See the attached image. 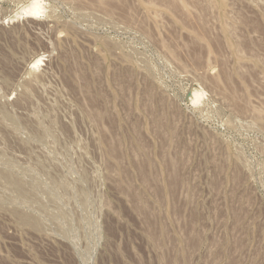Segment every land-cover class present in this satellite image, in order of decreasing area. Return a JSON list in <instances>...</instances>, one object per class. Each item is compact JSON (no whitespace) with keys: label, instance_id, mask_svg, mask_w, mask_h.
Masks as SVG:
<instances>
[{"label":"rangeland","instance_id":"1","mask_svg":"<svg viewBox=\"0 0 264 264\" xmlns=\"http://www.w3.org/2000/svg\"><path fill=\"white\" fill-rule=\"evenodd\" d=\"M180 1L0 0V264H264V0Z\"/></svg>","mask_w":264,"mask_h":264},{"label":"bare ground","instance_id":"2","mask_svg":"<svg viewBox=\"0 0 264 264\" xmlns=\"http://www.w3.org/2000/svg\"><path fill=\"white\" fill-rule=\"evenodd\" d=\"M166 1L169 2V1H172V0H169V1L166 0ZM179 1H180V0H179ZM181 1H182V0H181ZM181 1H180V2H181ZM186 1H187V0H186ZM223 1H224V0H223ZM150 2H151V1H150ZM177 2H178V1H177ZM224 2H225V1H224ZM170 3H171V2H170ZM186 3H187V2H186ZM149 4H150V3H149ZM167 4H168V3H167ZM176 4H177V3H176ZM178 4H179V3H178ZM181 4H184V3L182 2ZM208 4H209V3H208ZM172 5H173V2H172V4H171L170 6H172ZM184 5H185V4H184ZM168 6H169V5H168ZM178 6H179V5H178ZM180 7H181V5H180ZM205 7H206V6H205ZM183 8H185V6H183ZM206 8H207V7H206ZM228 9H229V8H228ZM180 10H181V9H180ZM187 10H188V9H187ZM190 10H191V9H190ZM226 11H227V10H226ZM187 13H188V12H187ZM223 13H224V12H223ZM226 13H227V12H226ZM155 14H156V13H155ZM190 14H191V13H190ZM153 15H154V14H153ZM230 15H231V14H230ZM154 16H155V15H154ZM217 16H219V14H218ZM151 17H152V16H151ZM154 20H155V19H154ZM155 21H156V20H155ZM224 21H225V20H224ZM227 21H228V20H227ZM230 22H231V21H230ZM224 25H225V24H224ZM226 25H227V24H226ZM228 26H229V25H228ZM230 26H231V25H230ZM227 28H228V27H227ZM231 28H232V26H231ZM231 28H230V29H231ZM219 29H220V28H219ZM228 29H229V28H228ZM228 29H227V30H228ZM235 29H236V28H235ZM190 34H191V33H190ZM222 36H223V35H222ZM224 37H225V36H223V39H224ZM233 37H234V36H233ZM237 37H238V36H237ZM231 39H232V38H231ZM234 39H235V37H234ZM229 41H230V39H229ZM198 42H199V41H198ZM231 42H232V41H231ZM233 43H234V42H233ZM235 43H236V42H235ZM231 44H232V43H231ZM162 46H163V45H162ZM166 47H167V46H166ZM235 47H236V46H235ZM237 47H238V46H237ZM238 48H239V47H238ZM167 50H168V48H167ZM236 50H237V49H236ZM237 52H239V51L237 50ZM170 54H172V53H170ZM238 54H239V53H238ZM240 54H242V53L240 52ZM172 55H173V54H172ZM242 55H243V54H242ZM257 56H259V55H257ZM257 56H255V57H257ZM236 57H237V54H236ZM257 58H258V57H257ZM238 59H239V57H238ZM241 66H242V65H241ZM241 68H242V67H241ZM149 89H150V88H149ZM123 90H124V88L122 89V91H123ZM151 93H152V91H151ZM151 93H150V94H151ZM145 94H146V92H145ZM147 95H148V94H147ZM147 97H149V96H147ZM126 103H127V102H126ZM128 104H129V103H128ZM125 105H126V104H125ZM149 106H150V105H149ZM150 107H151V106H150ZM252 111H254V110H252ZM96 115H97V114H96ZM258 118H259V117H258ZM156 119H157V118H156ZM158 119H159V118H158ZM158 119H157V120H158ZM153 123H154V122H153ZM157 123H158V121H157ZM155 124H156V123H155ZM157 125H158V124H157ZM157 125H156V126H157ZM134 127H135V126H134ZM134 131H135V130H134ZM137 131H138V130H137ZM135 132H136V131H135ZM135 132H134V133H135ZM138 132H139V131H138ZM139 136H140V134H139ZM136 137H137V136H136ZM137 140H138V137H137ZM138 142H140V141L138 140ZM140 143H141V142H140ZM142 144H143V143H142ZM120 145H121V143H120ZM135 149H136V148H135ZM140 152H141V151H140ZM141 153H143V152H141ZM133 154H134V153H133ZM163 154H166V152L163 153ZM144 157H145V156H144ZM142 158H143V157H142ZM142 158H141V159H142ZM169 158H171V157H169ZM172 159H173V157H172ZM172 159H170V160L168 159L169 162H170ZM138 160H139V159H138ZM150 160H151V159H150ZM174 160H175V159H174ZM174 160H173V163H174ZM140 162H141V160H140ZM146 162H148L147 159H146ZM132 163H133V162H132ZM134 163H136V161H135ZM138 163H139V162H138ZM163 163H164V162H163ZM170 163H171V162H170ZM140 164H141V163H140ZM149 164H150V161H149ZM171 164H172V163H171ZM142 165H143V163H142ZM146 165H147V164H146ZM146 165H144V166H146ZM151 165H152V163H151ZM166 165H167V164H166ZM172 165H173V164H172ZM147 166H148V165H147ZM154 166H155V165H154ZM138 167L141 168V166H138ZM142 167H143V166H142ZM151 167H152V166H151ZM168 167H169V166H168ZM168 167H167V168H168ZM171 167H172V166H171ZM172 168H173V167H172ZM172 168H171L170 173H168L171 177H173L172 175H174V173H175V170H172ZM143 169H144V168H143ZM152 169H154V168H152ZM156 169H157V167H156ZM140 170L142 171L141 174H142V178H143L144 175H145L147 172L143 171L142 168H141ZM154 170H155V169H154ZM166 170H167V169H166ZM146 171H147V170H146ZM148 171H149V170H148ZM144 172H145V173H144ZM161 172H162V171H161ZM165 172H166V171H165ZM173 172H174V173H173ZM151 173H152V170H151ZM155 173H156V172H155ZM139 174H140V173H139ZM141 174H140V176H141ZM147 174H149V173H147ZM147 174H146V175H147ZM153 174H154V173H153ZM153 174H151V175H153ZM158 174H159V173H158ZM146 175H145V177L148 176V177H150V178H153V177H151V176H149V175H147V176H146ZM169 175H168V177H170ZM159 176H160V175H159ZM159 176H158V177H159ZM145 177H144V178H145ZM148 177H147V178H148ZM155 177H156V176H155ZM171 177H170V178H171ZM142 178H141V179H142ZM144 178H143V180H144ZM173 178H175V176H174ZM173 178H172V179H173ZM153 179H155V178H153ZM153 179H152V180H153ZM156 179H157V178H156ZM156 179H155V180H156ZM149 180H150V179H149ZM153 181H154V180H153ZM156 181H157V180H156ZM156 181H155V182H156ZM169 181H170V180H169ZM171 181H172V180H171ZM145 182H146V181H145ZM120 183H121V182H120ZM142 183H143V182H142ZM158 183H159V182H158ZM160 183H161V181H160ZM171 183H172V182H171ZM174 183H175V182H174ZM174 183H173V184H174ZM146 184H147V182H146ZM146 184H145V185H146ZM150 184H151V183H150ZM152 184H153V183H152ZM154 184H155V183H154ZM168 184H169V183H168ZM168 184H167V185H168ZM146 186H147V185H146ZM148 186H149V185H148ZM156 186H157V185H156ZM171 186H172V184H171V185L169 184L167 190H168L169 187H171ZM127 188H128V187H127ZM129 188H130V187H129ZM158 188H159V187H158ZM171 188H172V187H171ZM130 189H131V188H130ZM130 189H129L128 191H127V190H125V191H126V192H129ZM161 189H163V188L161 187ZM123 190H124V189H123ZM156 190H157V189H156ZM159 190H160V189H158V191H159ZM131 191H132V190H131ZM170 191H171V189H170ZM133 192H135V191H133ZM161 192L163 193V191H161ZM131 193H132V192H131ZM158 193H159V192H158ZM169 193H170V194H169ZM129 194H130V193H129ZM137 194H138V193H137ZM160 194H161V193H160ZM157 195H158V194H157ZM163 195H164V194H163ZM163 195H161V196H163ZM168 195L171 196V192H168ZM132 196H133V194H132ZM158 196H159V195H158ZM134 197H135V196H134ZM168 197H169V196H168ZM156 198H157V197H156ZM159 198H160V197H159ZM139 199H140V198H139ZM144 199H145V198H144ZM144 199H143V200H144ZM160 199H161V198H160ZM168 199H169V198H168ZM135 200H136V199H135ZM137 200H138V199H137ZM137 200H136V201H137ZM158 200H159V199H158ZM163 200H164V199H163ZM140 202H141V201H140ZM140 202H139V203L137 202L139 206H138V205L135 206V208H136L137 211H139V212H140L141 210H143V207H142V205H140ZM143 202H144V201H143ZM146 203H147V201H146ZM148 207H149V206H148ZM146 208H147V207H146ZM147 209H148V208H147ZM144 210H146V209H144ZM144 210H143V211H144ZM143 211H142V212H143ZM145 212H146V211H145ZM145 212H144V213H145ZM148 212H149V211H148ZM24 215H25V214H24ZM144 215H145V214H144ZM146 215H147V214H146ZM20 216H21V215H20ZM27 216H28V215H27ZM150 217H152V216H150ZM29 218H30V217H29ZM150 219H151V218H150ZM22 220H23V221H27V220L30 221V219H28V218H26V217H22ZM22 220H21V221H22ZM29 221H28V222H29ZM28 222H27V223H28ZM146 222H147V221H146ZM149 222H150V221H149ZM30 223H33V221H31ZM30 223H29V224H30ZM151 224H152V223L150 222V223H148V225H147V227H148V228H147V229H148V230H147V233H148L147 235H148V238H149L152 242H154V244H156V242L158 241V240H157L158 236L161 237L162 234H163V231L166 230V229H164V230L161 229V230L159 231L158 235H157L156 232L154 233V231H153L155 227L153 228V224H152V225H151ZM158 228H159V227H158ZM163 228H164V227H163ZM165 232H166V231H165ZM164 234H165V233H164ZM164 238H165V237H164ZM156 240H157V241H156ZM155 241H156V242H155ZM182 241H183V240H182ZM160 242H161V240H160ZM158 243H159V242H157V244H158ZM186 243H187V242H186ZM186 243H185V244H186ZM157 244H156V245H157ZM156 245H155V246H156ZM161 249H162V248H161ZM180 250H181V249H180ZM163 254H164V253H163ZM161 255H162V254H161ZM161 257H163V256H161ZM162 259H163V258H162ZM160 263H161V262H160ZM165 263H166V262H165Z\"/></svg>","mask_w":264,"mask_h":264}]
</instances>
